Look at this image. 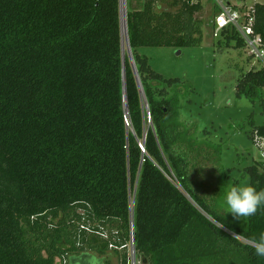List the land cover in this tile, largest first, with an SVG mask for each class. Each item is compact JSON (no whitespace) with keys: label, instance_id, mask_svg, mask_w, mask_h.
Masks as SVG:
<instances>
[{"label":"trees","instance_id":"trees-1","mask_svg":"<svg viewBox=\"0 0 264 264\" xmlns=\"http://www.w3.org/2000/svg\"><path fill=\"white\" fill-rule=\"evenodd\" d=\"M203 8L127 10L142 94L127 52L124 71L120 0H0V264H264L247 243L264 209L234 224L195 187L189 91L138 52L200 46ZM253 17L264 45V3ZM220 36L245 45L234 28ZM236 92L264 105V65ZM244 174L264 189L257 165Z\"/></svg>","mask_w":264,"mask_h":264},{"label":"rangeland","instance_id":"rangeland-1","mask_svg":"<svg viewBox=\"0 0 264 264\" xmlns=\"http://www.w3.org/2000/svg\"><path fill=\"white\" fill-rule=\"evenodd\" d=\"M219 1L227 4V0H203L207 7L198 14L204 22L200 46H141L138 52L149 58L153 70L165 78H179L180 86L189 91V101L181 103L180 118L194 126L190 155L197 160L191 179L201 192L217 196L215 203L230 222L242 224L247 218L237 220L226 213L224 194L232 185L250 184L245 167L257 165L264 171V159L251 137L254 127L264 124V105L238 96L236 86L242 73L263 67L264 61L250 55L246 43L239 48L235 40L227 43L214 35L213 20L221 10L216 11L212 3ZM169 2L159 0L160 8L169 9ZM239 2L229 0L232 5ZM248 3L251 7L253 0ZM142 4L143 0H127V10ZM129 250L133 254L132 245Z\"/></svg>","mask_w":264,"mask_h":264},{"label":"built area","instance_id":"built-area-1","mask_svg":"<svg viewBox=\"0 0 264 264\" xmlns=\"http://www.w3.org/2000/svg\"><path fill=\"white\" fill-rule=\"evenodd\" d=\"M221 11L213 20L214 35L219 37L226 28H234L245 40L249 54L264 61V45L260 35L254 34L253 7L247 12H241L228 4H220ZM150 118V113H149ZM252 140L264 159V132L255 129ZM242 239V238H241Z\"/></svg>","mask_w":264,"mask_h":264},{"label":"clouds","instance_id":"clouds-1","mask_svg":"<svg viewBox=\"0 0 264 264\" xmlns=\"http://www.w3.org/2000/svg\"><path fill=\"white\" fill-rule=\"evenodd\" d=\"M226 213H231L237 220L254 216L258 211L264 209V189L257 190L251 184L232 185L224 194ZM219 228H223V223L218 222ZM240 234L233 233V237ZM248 245L254 249L255 255L264 257V232L258 238L248 239Z\"/></svg>","mask_w":264,"mask_h":264},{"label":"water","instance_id":"water-1","mask_svg":"<svg viewBox=\"0 0 264 264\" xmlns=\"http://www.w3.org/2000/svg\"><path fill=\"white\" fill-rule=\"evenodd\" d=\"M120 2H121V0H120ZM121 13H122V10H121ZM126 25H127V20H126ZM121 26H122V20H121ZM122 34H123V28H122ZM124 41H125V39H124V35H123L124 71H125L126 46H125ZM127 53H128V57H129L130 64H131V66H132V68H133V70L135 72V75H136V78H137V81H138V85H139L140 92L142 94H144L143 87H142V83L140 81V77H139V74H138V71H137V68H136V64H135L133 55H132V48L130 46L129 35H128V25H127ZM125 102L127 104V96H126V93H125ZM127 113H128V110H127ZM132 230H134V224H132ZM133 243H134V236H132V244Z\"/></svg>","mask_w":264,"mask_h":264},{"label":"crops","instance_id":"crops-1","mask_svg":"<svg viewBox=\"0 0 264 264\" xmlns=\"http://www.w3.org/2000/svg\"><path fill=\"white\" fill-rule=\"evenodd\" d=\"M217 1V0H216ZM210 1H208V3H209ZM221 3H223V2H221V1H219V2H217V4L216 3H212L213 5H214V7H216V11H220L221 10V8H220V4ZM240 3V4H239ZM238 4H234V5H232V4H230L229 3V0H227V4L228 5H230V6H232L233 8H235V9H237V10H240L241 12H247V11H249V9L250 8H252L256 3H264V1L263 0H253V3H252V5H251V7L249 6V3H248V0H240V2H239ZM202 4H203V10L207 7V6H205L204 5V3H203V0H202Z\"/></svg>","mask_w":264,"mask_h":264},{"label":"bare ground","instance_id":"bare-ground-1","mask_svg":"<svg viewBox=\"0 0 264 264\" xmlns=\"http://www.w3.org/2000/svg\"><path fill=\"white\" fill-rule=\"evenodd\" d=\"M126 5V13L123 9V6ZM127 0H121V10H122V13H121V20L123 21V35H124V43H125V46H127V25H126V22L125 20H127ZM127 48V47H126Z\"/></svg>","mask_w":264,"mask_h":264}]
</instances>
